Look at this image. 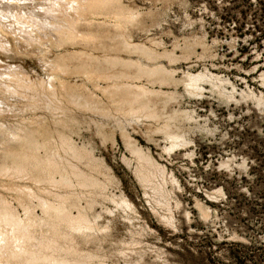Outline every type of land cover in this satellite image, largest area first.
<instances>
[{"label": "rangeland", "instance_id": "374dc122", "mask_svg": "<svg viewBox=\"0 0 264 264\" xmlns=\"http://www.w3.org/2000/svg\"><path fill=\"white\" fill-rule=\"evenodd\" d=\"M50 1L0 0V264H264V0Z\"/></svg>", "mask_w": 264, "mask_h": 264}, {"label": "bare ground", "instance_id": "6f19581e", "mask_svg": "<svg viewBox=\"0 0 264 264\" xmlns=\"http://www.w3.org/2000/svg\"><path fill=\"white\" fill-rule=\"evenodd\" d=\"M47 1H48V0H47ZM55 1H56V0H55ZM55 1L53 0V2H52V1H50V2H51V4H52V3H54ZM57 1H58V0H57ZM63 1L65 2L66 0H60V4H61V3H64ZM76 1H77V0H76ZM76 1H74V2H76ZM80 1L82 2L83 0H80ZM80 1H79V2H80ZM84 1H85V0H84ZM87 1H89V0H87ZM90 1H91V0H90ZM50 2H49V3H50ZM68 2H69V3H68ZM71 2L74 3L73 1H71ZM71 2H70V0H69V1H66L67 4L65 3V4L62 5L63 7H67L66 5L69 4V5H68L69 8H68V7L65 8L66 11H67V9L71 10V9L77 8V7H73V6H75V5H71V6H70V3H71ZM79 2H78V3H79ZM110 2H111V1H110ZM88 3H89V2H88ZM96 3H97V2H96ZM74 4H76V3H74ZM97 4H98V3H97ZM97 4H96V5H97ZM101 4H102V2H101ZM48 5H49V4H48ZM84 5H85V3H84ZM91 5H92V3H90V6H91ZM50 6H52V5H50ZM80 6H81V5H80ZM90 6H88V7H90ZM58 7H59V6H58ZM63 7H60V9H62ZM70 7H71V8H70ZM50 8H51V7H50ZM50 8H49V9H50ZM54 8H55V7H54ZM92 8H94V7H92ZM92 8H90L91 11H92ZM99 8H100V7H99ZM52 9H53V8H52ZM83 9H84V7H83ZM85 9H87V8L85 7ZM12 10H13V9H12ZM63 10H64V8H63ZM63 10H62V12H63ZM65 10H64V11H65ZM87 10H88V9H87ZM50 11H51V9H50ZM66 11H65V12H66ZM88 11L90 12V10H88ZM51 13H52V12H51ZM54 13H55V11H54ZM76 13L78 14V12H76ZM109 13H110V12H109ZM73 14H74V13H73ZM51 15H52V14H51ZM55 15H56V14H55ZM52 16H53V15H52ZM78 16H79V15H78ZM53 17H54V16H53ZM56 17H57V15H56ZM67 17H68V16H67ZM69 17H70V16H69ZM79 19H80V17H79ZM74 20H75V19H74ZM74 20H73V21H74ZM76 20H78V19L76 18ZM71 22H72V21H71ZM73 24H74V23H73ZM70 25H71V24H70ZM53 35H54V34H53ZM54 36H55V35H54ZM190 78H193V77H189V84H192V83L194 84V83L197 82V81H195V79H194V81H195V82H194L193 79H190ZM195 78H196V77H195ZM190 80H192L193 82L190 83ZM196 80H197V78H196Z\"/></svg>", "mask_w": 264, "mask_h": 264}]
</instances>
